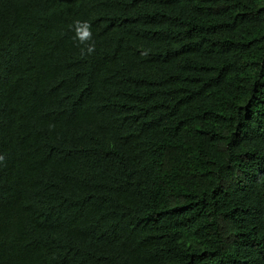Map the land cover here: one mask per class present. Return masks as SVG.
Listing matches in <instances>:
<instances>
[{
  "label": "trees",
  "instance_id": "obj_1",
  "mask_svg": "<svg viewBox=\"0 0 264 264\" xmlns=\"http://www.w3.org/2000/svg\"><path fill=\"white\" fill-rule=\"evenodd\" d=\"M0 264H264V0H0Z\"/></svg>",
  "mask_w": 264,
  "mask_h": 264
}]
</instances>
